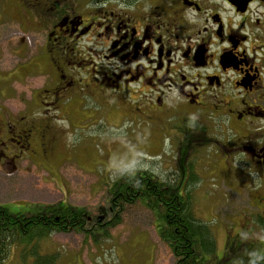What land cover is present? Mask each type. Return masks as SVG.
Returning a JSON list of instances; mask_svg holds the SVG:
<instances>
[{
    "label": "flooded vegetation",
    "instance_id": "1",
    "mask_svg": "<svg viewBox=\"0 0 264 264\" xmlns=\"http://www.w3.org/2000/svg\"><path fill=\"white\" fill-rule=\"evenodd\" d=\"M16 1L28 31L45 34L30 61L49 84L36 118L0 112L2 166L97 135L123 112L174 135L181 153L220 126L264 186V0Z\"/></svg>",
    "mask_w": 264,
    "mask_h": 264
},
{
    "label": "rangeland",
    "instance_id": "2",
    "mask_svg": "<svg viewBox=\"0 0 264 264\" xmlns=\"http://www.w3.org/2000/svg\"><path fill=\"white\" fill-rule=\"evenodd\" d=\"M19 4L0 0V112L6 110L2 114L12 119L19 114L36 118L49 78L35 73L38 65L30 57L40 50L45 34L37 37L28 31ZM105 116L108 126L97 135L75 132L65 136L69 147L59 144L54 153L35 148L17 168L0 164V205L13 214L35 215L47 211L48 205L69 204L86 209L91 218L110 219L109 188L118 172L148 171L182 196L189 194L195 218L213 236L217 261L238 264L241 258L264 257V186L254 166L222 146L232 143L230 132L217 126L207 146L188 151L181 176L174 135L161 128L151 133L123 120V112ZM57 124L67 126L61 116ZM158 224L163 222L145 200L138 201L125 206L118 225L102 224L101 231L88 235L53 233L42 241L40 252L57 254L56 264H174ZM20 260V250L13 246L3 264H22Z\"/></svg>",
    "mask_w": 264,
    "mask_h": 264
},
{
    "label": "trees",
    "instance_id": "3",
    "mask_svg": "<svg viewBox=\"0 0 264 264\" xmlns=\"http://www.w3.org/2000/svg\"><path fill=\"white\" fill-rule=\"evenodd\" d=\"M188 153L185 149L181 153L180 166L178 163L181 176V162L189 159ZM187 195L182 196L177 188L148 171H122L109 188L110 219L107 216L91 218L86 209L69 204L48 205L47 211L35 215L13 214L0 205V264L7 259L13 246L20 250L22 264H56L57 254L42 255L40 252L44 239L53 233L88 235L101 231L103 225L114 227L120 223L125 206L144 200L157 220L163 222L157 225L158 235L172 252L174 264H225L215 259L213 236L209 228L195 218ZM202 252L210 254L212 259L206 260ZM238 264H264V257L241 258Z\"/></svg>",
    "mask_w": 264,
    "mask_h": 264
}]
</instances>
